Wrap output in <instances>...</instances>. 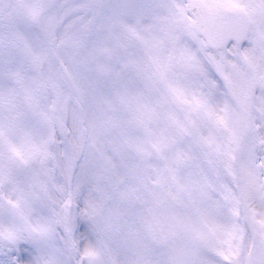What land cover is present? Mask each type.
<instances>
[{
    "label": "snow or ice",
    "instance_id": "1",
    "mask_svg": "<svg viewBox=\"0 0 264 264\" xmlns=\"http://www.w3.org/2000/svg\"><path fill=\"white\" fill-rule=\"evenodd\" d=\"M0 264H264V0H0Z\"/></svg>",
    "mask_w": 264,
    "mask_h": 264
}]
</instances>
